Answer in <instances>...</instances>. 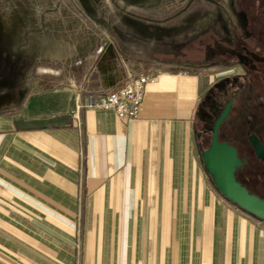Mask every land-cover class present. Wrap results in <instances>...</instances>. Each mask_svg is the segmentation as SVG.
<instances>
[{
	"label": "crops",
	"instance_id": "obj_1",
	"mask_svg": "<svg viewBox=\"0 0 264 264\" xmlns=\"http://www.w3.org/2000/svg\"><path fill=\"white\" fill-rule=\"evenodd\" d=\"M155 51L100 46L64 73L43 58L20 99L0 93V264H264V219L204 165L203 75ZM154 70L137 119L85 106Z\"/></svg>",
	"mask_w": 264,
	"mask_h": 264
},
{
	"label": "rangeland",
	"instance_id": "obj_2",
	"mask_svg": "<svg viewBox=\"0 0 264 264\" xmlns=\"http://www.w3.org/2000/svg\"><path fill=\"white\" fill-rule=\"evenodd\" d=\"M263 31L264 0H0V59L10 60L5 73L14 86L33 83L43 58L64 73L73 57L96 56L100 46L146 62L159 50L203 75L200 130L234 99L220 138L239 146L241 156L248 153L249 120L264 140ZM249 158L250 181L259 179L264 164ZM248 183L264 194L261 182Z\"/></svg>",
	"mask_w": 264,
	"mask_h": 264
},
{
	"label": "water",
	"instance_id": "obj_3",
	"mask_svg": "<svg viewBox=\"0 0 264 264\" xmlns=\"http://www.w3.org/2000/svg\"><path fill=\"white\" fill-rule=\"evenodd\" d=\"M233 99L227 102L225 108L214 121L211 131L212 140L207 149L202 151V158L208 173L220 192L241 208L264 219V199L252 194L236 178L237 167L242 165L238 149L227 141H219V129L229 117ZM255 152L264 161V145L255 134L250 136Z\"/></svg>",
	"mask_w": 264,
	"mask_h": 264
},
{
	"label": "built area",
	"instance_id": "obj_4",
	"mask_svg": "<svg viewBox=\"0 0 264 264\" xmlns=\"http://www.w3.org/2000/svg\"><path fill=\"white\" fill-rule=\"evenodd\" d=\"M158 78L159 71L154 70L137 74L117 88L103 93L89 91L85 106L93 110L114 109L121 119L135 120L140 116L146 85ZM72 114L78 116L79 108H74Z\"/></svg>",
	"mask_w": 264,
	"mask_h": 264
},
{
	"label": "flooded vegetation",
	"instance_id": "obj_5",
	"mask_svg": "<svg viewBox=\"0 0 264 264\" xmlns=\"http://www.w3.org/2000/svg\"><path fill=\"white\" fill-rule=\"evenodd\" d=\"M9 64H10V60L9 59H6L4 62H3V60L0 59V89H1L0 93H2L3 94L2 96L4 97V98H2V100H6L5 96L11 95L12 93H14L16 95V99L18 100V99H20V92H19L20 90L18 91V87L14 86L12 83H10L8 81V77H6L5 70L9 69L8 68ZM11 69H14V66H11ZM12 73H14V72H12V70H11L9 72V74H12ZM15 95L13 97H15ZM229 100H231V99H229ZM229 100L227 102H229ZM227 102H226V104H227ZM233 103H234V99H233ZM226 104H225V106H226ZM225 106H224V108H225ZM232 107H233V105H232ZM232 107H231V109L229 111V117L226 120H228L230 118V115H231L230 112L232 110ZM221 112H220V114H221ZM219 115L216 117V119L219 117ZM226 120L224 122H226ZM212 125L199 131L198 136H199V138H201V141H199V147H200L201 153H202V151L204 149H207L209 147L210 143H211L212 134H213L212 131H211ZM248 127L249 128L246 129V136H247L246 143L248 144V148H247L248 149V153L246 155H244V156H241V149L239 148V146L232 144L233 146H235L238 149V155H239V158L242 161V165L237 167L236 178L243 186H245L248 189V191L250 193L255 194V195L259 196L260 198L264 199V194L261 193L260 191H256V190L252 189V187L248 183V181L249 182L256 181V184L261 182L260 185L264 186V175H263L264 174V169H262L261 172H260L261 175H262L261 177L259 176L260 180L258 178H255V179L250 181V179H252V178H249V173H251L252 171L249 169L250 166L248 165L249 162H250L249 156L255 158L258 161V163L260 162V164L261 163L264 164V161L257 156V154L255 152V149L253 147V144L250 141V136L253 135V134L257 135L263 145H264V140L262 139V137L260 135V132L258 130L257 131L255 130L254 125L250 122V120H249V126ZM219 141H227L224 138L223 139L220 138V129H219ZM227 142H229V141H227ZM205 144L208 145V146L205 147L206 146ZM242 179H243V181H242Z\"/></svg>",
	"mask_w": 264,
	"mask_h": 264
},
{
	"label": "trees",
	"instance_id": "obj_6",
	"mask_svg": "<svg viewBox=\"0 0 264 264\" xmlns=\"http://www.w3.org/2000/svg\"><path fill=\"white\" fill-rule=\"evenodd\" d=\"M262 33H264V31H263ZM211 94H212V92H211ZM211 94H210V95H211ZM210 95L208 94V97H207V99H206V100H208V99H209V96H210Z\"/></svg>",
	"mask_w": 264,
	"mask_h": 264
}]
</instances>
